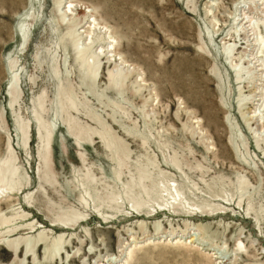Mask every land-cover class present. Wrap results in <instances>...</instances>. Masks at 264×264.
Wrapping results in <instances>:
<instances>
[{
	"label": "rangeland",
	"instance_id": "obj_1",
	"mask_svg": "<svg viewBox=\"0 0 264 264\" xmlns=\"http://www.w3.org/2000/svg\"><path fill=\"white\" fill-rule=\"evenodd\" d=\"M0 264H264V0H0Z\"/></svg>",
	"mask_w": 264,
	"mask_h": 264
},
{
	"label": "bare ground",
	"instance_id": "obj_2",
	"mask_svg": "<svg viewBox=\"0 0 264 264\" xmlns=\"http://www.w3.org/2000/svg\"><path fill=\"white\" fill-rule=\"evenodd\" d=\"M69 7H70V6H69ZM66 9H68V8H66ZM66 11H67V10H66ZM69 11H70V9H69ZM69 11H68V12H69ZM70 30H72V29H69V32H70ZM72 31H73V30H72ZM69 32H68V33H69ZM70 34H71V33H70ZM108 36H109V35H108ZM111 37H112V36H111ZM261 44H262V43H261ZM84 45H87V43H84ZM174 191H175V190H174ZM176 195H177V193H176Z\"/></svg>",
	"mask_w": 264,
	"mask_h": 264
}]
</instances>
